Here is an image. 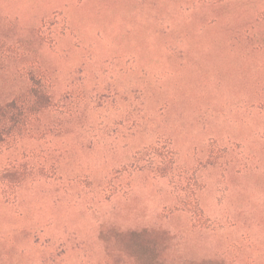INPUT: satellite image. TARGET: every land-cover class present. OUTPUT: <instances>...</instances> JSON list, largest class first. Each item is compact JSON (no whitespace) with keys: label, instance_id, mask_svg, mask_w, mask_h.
Masks as SVG:
<instances>
[{"label":"rangeland","instance_id":"374dc122","mask_svg":"<svg viewBox=\"0 0 264 264\" xmlns=\"http://www.w3.org/2000/svg\"><path fill=\"white\" fill-rule=\"evenodd\" d=\"M30 74L0 264H151L143 229L154 264H264V0H0V103Z\"/></svg>","mask_w":264,"mask_h":264},{"label":"trees","instance_id":"16d2710c","mask_svg":"<svg viewBox=\"0 0 264 264\" xmlns=\"http://www.w3.org/2000/svg\"><path fill=\"white\" fill-rule=\"evenodd\" d=\"M28 81V85L23 93L15 96L10 101L0 103V147H4L9 142L15 141L17 138L23 136L28 129L29 123L33 119H36L42 110L52 105L49 92L42 80L30 74ZM170 168H165L164 171H160V174L165 175ZM26 177V170L18 167L0 171L2 194H13ZM121 234L122 236H128L133 242L143 243V261L145 263L154 264L155 262H159L158 256H155L153 259L151 258L153 252L155 250H162L161 252H163L169 247L168 241L170 236L166 231L143 229L141 232H123ZM189 264L221 263L208 260L201 263Z\"/></svg>","mask_w":264,"mask_h":264},{"label":"crops","instance_id":"0c3cea01","mask_svg":"<svg viewBox=\"0 0 264 264\" xmlns=\"http://www.w3.org/2000/svg\"><path fill=\"white\" fill-rule=\"evenodd\" d=\"M120 23L121 22H119L118 24H114V27L117 28V27L121 26ZM123 27L126 28V23L125 22H123Z\"/></svg>","mask_w":264,"mask_h":264}]
</instances>
